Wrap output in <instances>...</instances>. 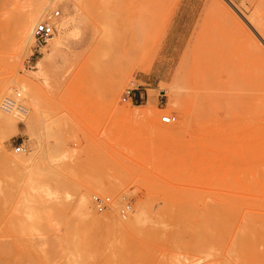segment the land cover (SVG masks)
<instances>
[{
    "label": "rangeland",
    "instance_id": "1",
    "mask_svg": "<svg viewBox=\"0 0 264 264\" xmlns=\"http://www.w3.org/2000/svg\"><path fill=\"white\" fill-rule=\"evenodd\" d=\"M46 5L32 29L51 18L55 37L64 20L63 45L38 50L33 37L21 49L20 24ZM255 25L264 34V0H0V92L14 88L0 100L11 118L0 127V264H264ZM17 93L24 114L4 111ZM181 110L187 125L173 133ZM14 112L29 134L13 129ZM83 197L111 223L81 214ZM94 198L108 200L102 212ZM145 204L151 222L115 229L111 215L126 221Z\"/></svg>",
    "mask_w": 264,
    "mask_h": 264
},
{
    "label": "bare ground",
    "instance_id": "2",
    "mask_svg": "<svg viewBox=\"0 0 264 264\" xmlns=\"http://www.w3.org/2000/svg\"><path fill=\"white\" fill-rule=\"evenodd\" d=\"M50 1V0H49ZM52 1V0H51ZM56 1H59V3H64L65 6L67 4V1H70V0H56ZM50 3V2H49ZM52 3V2H51ZM56 2H54L55 4ZM48 5L42 7V8H39L36 10V9H33V11L36 10V12L34 13L32 19L30 22H23L22 24H20V28H19V44H20V48L21 49H26V47L32 42L33 40V37H34V29L35 27L39 24H37L34 29H32V26L36 23V21L38 19H40V17L45 13V10H46V7ZM37 8V7H36ZM33 13V12H32ZM58 14L57 16H54L55 14ZM30 16V14H29ZM60 16V13L58 11H56L52 18L56 19ZM30 18V17H29ZM51 20V18H49ZM28 21V20H27ZM42 22H45V21H42ZM21 23V22H20ZM41 23V22H40ZM249 23V21H248ZM52 24V23H51ZM53 25V24H52ZM251 25V24H250ZM248 26V25H247ZM256 27V25H255ZM55 28H56V35L54 37V31H53V34L51 35L50 39L47 40L48 41H51V48L52 49H58L60 46L63 45V42L66 38V34L68 33V24L65 23L64 20H60L59 24H55ZM250 28V27H249ZM54 29V27H53ZM257 29V27H256ZM33 30V31H32ZM242 31H244V29L242 28ZM250 32L251 29L249 30ZM246 32V31H245ZM258 33V35L260 36L261 40L264 42V34H262V32L260 30L257 29L256 31ZM253 35V34H252ZM255 37V36H254ZM257 38V37H256ZM34 42H35V38H34ZM47 42L42 45V46H45L47 44ZM35 46H36V43H35ZM41 46V47H42ZM38 50H40V48ZM168 51H169V44H166L162 47V53L165 54H168ZM16 83V82H15ZM16 85V84H15ZM17 87H19L20 89H24L23 86H18L16 85ZM14 88H13V85L11 84L10 86H6L5 88L2 89V92H0V100L2 99V97L4 95H8V96H12V93L13 92ZM153 101V96L152 95H149L148 97V101H147V104L150 105ZM152 105V104H151ZM148 107H151V106H148ZM37 108V107H36ZM201 108V107H200ZM2 109L4 111H7V112H10L12 113V111H15L16 113L18 114H24L26 108L24 106H22L20 104V94L17 93L16 97L15 98H7L5 99L4 103H3V106H2ZM148 109L150 108H147L146 106V109L145 110H141L139 111L138 109L136 110H130L129 107H126L125 108V113L127 114H132L134 115L135 118H137L139 115L143 114L144 116H148V113L150 111H148ZM14 112V113H15ZM15 113V116H18L20 118L19 121H14L13 123V129H17V123L19 122H22L24 125H25V132L27 134L30 133L31 130V126H33V122L31 121V119H26L27 117L23 116H19L18 114ZM27 113V112H26ZM181 113L183 114L185 120H186V123H184L182 126L181 125H174L172 128H171V132L173 133H180L182 132V129L184 128L185 125H187V117L190 116L189 113L186 111V110H181ZM199 113V112H198ZM9 114V113H8ZM200 114V113H199ZM201 115V114H200ZM199 115V116H200ZM202 116H206V115H202ZM129 117H132V116H129ZM164 118V117H162ZM11 118L9 116H5L1 113L0 111V127L3 125L4 122L6 121H9ZM173 119V118H172ZM162 120V119H161ZM173 121V120H172ZM171 121V123H172ZM13 122V120H12ZM32 123V124H31ZM11 124V122H10ZM164 124V123H163ZM170 124V123H169ZM197 124V123H196ZM203 124V123H202ZM31 125V126H30ZM200 125V124H199ZM204 125V124H203ZM201 126V125H200ZM2 129V128H1ZM33 132V131H32ZM202 139V138H201ZM203 140V139H202ZM202 140L200 141V146H199V155H201L203 153V150H202ZM201 147V148H200ZM22 151V147H20V150L17 151V152H21ZM26 152V150H25ZM32 160V155L27 153L25 154L22 158H17V157H14V158H8L6 161L9 165V167H16L18 165H25L27 163H29L30 161ZM95 199H99V198H94V203H95V207L96 209L99 211V212H102L105 208H106V203H108V200H102V199H99L102 204L105 206L102 210H99L97 205H96V202H95ZM80 211L82 212L81 214L83 215H88L90 217V221L93 222V223H106L107 225L110 224V219H109V216L107 215H104L102 217V219H98L97 217L93 216V215H90V213L88 212V198H81L80 201ZM149 204H145L143 206H141L135 213L133 212V214L131 215V218H129L128 220L126 221H122V222H119L116 218H115V215H111L113 217V225L115 227V229L119 230L120 232H122L123 234H128V233H131V232H137L138 230H140V228H143L145 226V224H147L148 222H151V217H150V210H149ZM129 210H130V207L129 206H126L123 210H121L120 214H121V217L123 219H126L127 218V213H129ZM120 217V218H121ZM105 222H104V221Z\"/></svg>",
    "mask_w": 264,
    "mask_h": 264
},
{
    "label": "built area",
    "instance_id": "3",
    "mask_svg": "<svg viewBox=\"0 0 264 264\" xmlns=\"http://www.w3.org/2000/svg\"><path fill=\"white\" fill-rule=\"evenodd\" d=\"M58 14L56 13L54 16H57ZM53 25L51 24V20L48 19L45 22L39 23L35 29H34V38H35V43H36V49H39L40 46L44 45L47 40L50 39L51 35L53 34ZM130 92H127V95H129ZM172 117L170 116H164L162 118V123L164 124H169L172 121ZM17 151L20 150V147L16 148ZM96 205L99 210H102L105 206L102 204V202L99 199H95Z\"/></svg>",
    "mask_w": 264,
    "mask_h": 264
}]
</instances>
